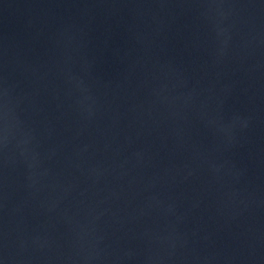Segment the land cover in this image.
I'll return each mask as SVG.
<instances>
[{
	"label": "water",
	"instance_id": "95a60500",
	"mask_svg": "<svg viewBox=\"0 0 264 264\" xmlns=\"http://www.w3.org/2000/svg\"><path fill=\"white\" fill-rule=\"evenodd\" d=\"M0 264H264V0H0Z\"/></svg>",
	"mask_w": 264,
	"mask_h": 264
}]
</instances>
